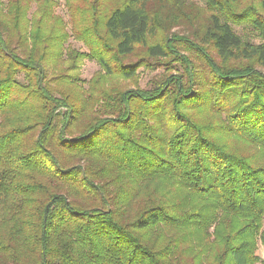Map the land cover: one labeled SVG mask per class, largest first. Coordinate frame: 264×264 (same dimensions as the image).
Wrapping results in <instances>:
<instances>
[{"label":"trees","instance_id":"1","mask_svg":"<svg viewBox=\"0 0 264 264\" xmlns=\"http://www.w3.org/2000/svg\"><path fill=\"white\" fill-rule=\"evenodd\" d=\"M202 1L0 0V264H264V0Z\"/></svg>","mask_w":264,"mask_h":264},{"label":"rangeland","instance_id":"2","mask_svg":"<svg viewBox=\"0 0 264 264\" xmlns=\"http://www.w3.org/2000/svg\"><path fill=\"white\" fill-rule=\"evenodd\" d=\"M5 1V0H4ZM260 0H241L238 3V9L242 10L244 8H247L249 6H257ZM55 4L53 7L54 13L59 15L63 20L64 23H66V30L69 31L70 28V19L66 12V8L64 6V0H54ZM185 2H193L195 5L193 6V9H197L200 11L198 12V21H200V17H204L208 12L206 7H204L202 0H185ZM35 3L30 4L29 14L34 10ZM189 9V8H188ZM264 15V13H263ZM191 29H194L193 27H189V24L185 21L180 22L177 20V22H169L165 21L164 23V30L166 34L170 35L173 33L179 34V35H188L190 36ZM237 32L243 35L245 38H249L253 43L258 44L262 43V39L257 35L255 31H253L249 27H243L239 26L235 28ZM69 45L72 48H75L78 51L85 50V47L78 41L74 40L72 37H69L67 42L65 43V46ZM145 47H138L136 49V52L134 55L130 56L126 59V62L136 63V72L135 75L132 78L125 79V80H119L120 86L123 88H149L151 83L157 79L160 78L162 75L174 72L176 68L180 69L176 64L172 63L174 70L167 71L164 66L160 65L161 63L158 60L150 59L146 57L145 54ZM184 53V52H183ZM165 61V60H162ZM193 61H195V64H198L199 60L193 57ZM62 68V72L65 73H73V75H76L79 79V84H82V86L86 87L87 82L94 76V74L100 69L99 64L95 60L91 59H83L80 63L77 64V68L73 71L67 70V63L64 62L60 65ZM260 69L264 71V66H259ZM260 258H264V249L258 243V248L256 252Z\"/></svg>","mask_w":264,"mask_h":264}]
</instances>
